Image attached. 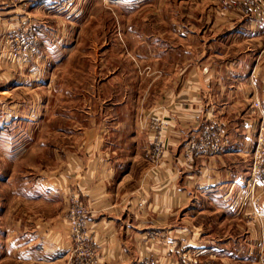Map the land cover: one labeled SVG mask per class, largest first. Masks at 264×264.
<instances>
[{
    "label": "crops",
    "instance_id": "obj_1",
    "mask_svg": "<svg viewBox=\"0 0 264 264\" xmlns=\"http://www.w3.org/2000/svg\"><path fill=\"white\" fill-rule=\"evenodd\" d=\"M238 1L228 30L215 40H134L136 61L150 67L135 74L134 94L141 96L134 109L167 123L162 132L143 131L147 116L111 124L91 116L87 128L65 140L69 145L50 148L44 125L51 119L42 110L51 103L36 100L31 86L45 71L40 44L45 14L55 5L0 0V94H8L0 104V264H73L64 218L71 191L91 210L97 264H187L191 252L200 264L258 261L264 182L252 186L251 169L264 138V14ZM67 2L63 9H77ZM25 31H35L39 45L26 62L12 54ZM19 114L22 143L14 149L10 131ZM213 121L223 124L229 144L220 154L190 157L189 138ZM157 141L165 148L155 158Z\"/></svg>",
    "mask_w": 264,
    "mask_h": 264
},
{
    "label": "rangeland",
    "instance_id": "obj_2",
    "mask_svg": "<svg viewBox=\"0 0 264 264\" xmlns=\"http://www.w3.org/2000/svg\"><path fill=\"white\" fill-rule=\"evenodd\" d=\"M73 1L77 3V9L72 5V9H69L72 13L63 9L66 5L69 7L67 0H52L54 9L45 14L46 23L42 32V40L45 41L40 44V50L44 51L45 71L34 78L35 82L31 86L35 90L33 94L36 100L51 103L50 109L42 110L43 115L45 113L51 119L48 125H44L47 134L45 143L50 148L69 145V141L65 140L70 136L74 138L83 127L87 128V119L91 116L96 121L103 120L110 124L120 117L142 120L145 116L149 117L148 114L136 113L134 109L141 96L134 94L137 89L135 74L141 76L150 69L149 63L136 61L134 40H215L218 34L228 30L231 18L235 17L233 8L236 2L205 0L207 9H204V0ZM238 3L250 8L252 14H264L263 0H239ZM29 36L31 40H38L35 31ZM127 40L131 45L124 44ZM193 48L196 49V46L193 45ZM7 96L1 94L3 100ZM29 97V94L25 96L26 99ZM22 117L18 115L10 131L14 139L9 143L13 144L14 149L22 143L18 140L23 128ZM76 119H79V123H75ZM167 125L152 114L142 128L143 131L162 132ZM132 127L127 130L130 131ZM57 133H60L61 138H54L53 135ZM3 157L0 161H3ZM20 157L15 159L21 160ZM21 164L22 161L15 163L16 170H22ZM18 204H21L19 198L16 199ZM172 245L169 240L170 255ZM263 255H258L261 264H264ZM185 258L187 264L198 261L192 252L186 253ZM258 261L255 264H260ZM201 264L228 263L209 259Z\"/></svg>",
    "mask_w": 264,
    "mask_h": 264
},
{
    "label": "built area",
    "instance_id": "obj_3",
    "mask_svg": "<svg viewBox=\"0 0 264 264\" xmlns=\"http://www.w3.org/2000/svg\"><path fill=\"white\" fill-rule=\"evenodd\" d=\"M29 33L21 32L18 40H15V46L12 54L16 58L31 61L38 53V40H31ZM0 102L2 97L0 94ZM259 102L254 103V107H259ZM229 144L226 131L223 124L219 121H213L206 126L196 136H193L187 143V154L192 156H214L220 154ZM164 145L161 141L154 144L153 155L159 157ZM252 186L258 182H264V138H258L256 147L252 152ZM68 197V205L64 213V218L68 225V236L72 241V263L73 264H97L98 250L94 246L91 235L90 218L91 210L82 201L80 195L71 191ZM262 214V208L256 209ZM194 264H200L197 260Z\"/></svg>",
    "mask_w": 264,
    "mask_h": 264
}]
</instances>
